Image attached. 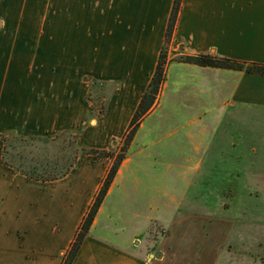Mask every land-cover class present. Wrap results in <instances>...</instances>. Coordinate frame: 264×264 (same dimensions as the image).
I'll return each instance as SVG.
<instances>
[{
	"label": "rangeland",
	"instance_id": "rangeland-1",
	"mask_svg": "<svg viewBox=\"0 0 264 264\" xmlns=\"http://www.w3.org/2000/svg\"><path fill=\"white\" fill-rule=\"evenodd\" d=\"M115 13L116 0H0V135L43 137L67 131L76 134L80 147L119 151L135 95L124 90L122 77L102 72V40L118 39L117 31L111 34L106 26ZM167 67L168 55L153 116L168 117ZM13 87L27 92L31 107L19 110L26 115L10 113L17 110L2 97ZM36 105L50 111L55 122L46 116L34 119ZM152 134L158 144L177 140V147H190L180 132L154 129ZM135 135L92 231L128 245L147 264H264V189H241L233 199L227 181H214L219 174L204 178L197 172L195 157H136L147 135L139 132L134 141ZM81 163L100 173L111 160L84 155ZM66 187L61 182L45 190L53 194L45 214L54 215L63 229L74 209L58 199Z\"/></svg>",
	"mask_w": 264,
	"mask_h": 264
},
{
	"label": "crops",
	"instance_id": "crops-1",
	"mask_svg": "<svg viewBox=\"0 0 264 264\" xmlns=\"http://www.w3.org/2000/svg\"><path fill=\"white\" fill-rule=\"evenodd\" d=\"M172 5L173 0H116L115 16L106 23L111 34L112 29L117 31L118 39L102 40V72L123 78L124 90L135 95L133 113L155 70ZM167 51L164 93L167 100L170 97L168 117L153 116V110L143 118L134 141L139 132L147 137L134 155L195 157L197 172L204 178L219 174L214 181H227L234 189L233 199L241 189H264V74L174 59L207 53L264 64V0H182ZM2 97L17 110L10 112L13 115H26L19 110L31 107L22 89L10 88ZM32 108L36 109L31 113L34 119L46 116L55 122V116L50 111L46 114L44 107ZM133 113L127 116L129 122ZM154 129L166 134L180 132L190 140V147H177V140L174 145L171 140L158 144L153 140ZM27 134L18 136H36ZM2 146L0 143V264H61L107 169L98 173L80 158L66 177L35 181L4 163ZM61 182H67V187L58 192V199L74 207L68 229L62 224L58 227L54 215L45 214L51 210L49 197L53 195L45 190ZM92 227L72 264H147L139 252L119 240L100 237Z\"/></svg>",
	"mask_w": 264,
	"mask_h": 264
},
{
	"label": "trees",
	"instance_id": "trees-1",
	"mask_svg": "<svg viewBox=\"0 0 264 264\" xmlns=\"http://www.w3.org/2000/svg\"><path fill=\"white\" fill-rule=\"evenodd\" d=\"M182 0H173L172 9L166 26L164 44L159 52L155 70L150 77L145 91L141 94L138 105L130 119L119 151H106L95 148L80 147L76 134L67 131L57 132L50 136H16L0 135L2 159L16 173L35 181H55L64 178L84 155L98 158H109L111 164L106 171L100 187L91 204L88 206L71 242L62 256L61 264H72L84 239L89 234L94 218L107 195L109 187L125 158L126 151L140 125L142 119L152 109L160 86L164 79V67L167 61V45L172 37ZM178 62L191 63L199 66L234 69L248 73L264 74V64L244 62L233 58L200 53L196 55H180Z\"/></svg>",
	"mask_w": 264,
	"mask_h": 264
},
{
	"label": "water",
	"instance_id": "water-1",
	"mask_svg": "<svg viewBox=\"0 0 264 264\" xmlns=\"http://www.w3.org/2000/svg\"><path fill=\"white\" fill-rule=\"evenodd\" d=\"M158 255H160V254H158Z\"/></svg>",
	"mask_w": 264,
	"mask_h": 264
}]
</instances>
